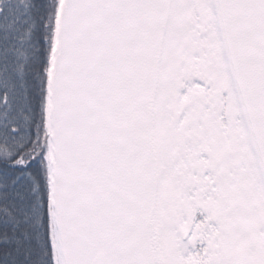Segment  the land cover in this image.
I'll return each instance as SVG.
<instances>
[{"label": "snow or ice", "instance_id": "6c2138e0", "mask_svg": "<svg viewBox=\"0 0 264 264\" xmlns=\"http://www.w3.org/2000/svg\"><path fill=\"white\" fill-rule=\"evenodd\" d=\"M0 264H264V0H0Z\"/></svg>", "mask_w": 264, "mask_h": 264}]
</instances>
